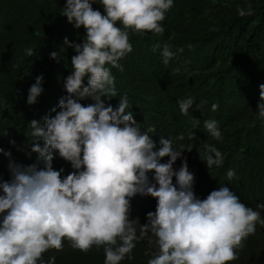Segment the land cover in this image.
Masks as SVG:
<instances>
[{
  "label": "clouds",
  "instance_id": "obj_1",
  "mask_svg": "<svg viewBox=\"0 0 264 264\" xmlns=\"http://www.w3.org/2000/svg\"><path fill=\"white\" fill-rule=\"evenodd\" d=\"M98 2L103 15L92 7L97 0H66L60 12L74 27H84L86 39L79 44L64 40L76 55L64 81L68 95L60 100V110L30 122L36 138L31 152L39 154L44 167L16 164L11 151L0 147L11 171V180L0 182V264H45L42 254L51 248L61 250L64 238L85 252L93 245H105V264H120L149 230L158 238L159 252L148 264H227L238 259L236 250L243 247V241L255 234L257 224L264 226V203L257 205L259 210L247 207L228 187L213 190L201 200L193 190L194 174L182 158L185 148L177 149L171 139L161 137L156 150L150 135L155 127L141 131V124L128 110L127 96H121L116 108L101 99L118 95L108 65L123 70L119 61L133 50L129 30L140 35L163 33L161 22L174 0ZM238 14L251 15V6L238 9ZM118 21L123 28L117 26ZM177 52L165 44L162 62L167 65ZM57 55L50 54L52 59ZM43 79L42 74L37 76L29 88V105L38 102ZM87 98L95 102L87 106L79 102ZM178 104L181 113L188 115L195 98L189 96ZM218 107L212 105L214 110ZM257 109L264 118V84ZM204 124L213 138L223 139L217 121ZM194 135L189 134L190 138ZM10 143L15 145V141ZM205 150L208 168L223 165L224 156L215 146L205 145ZM54 153L76 171L61 178L64 170L52 166ZM165 156L169 159L162 163ZM178 158L182 165L174 170ZM149 173H153L151 180ZM227 175L232 179L235 171ZM137 194L157 200L155 212H148V222L141 226L140 237L138 219H129L131 199ZM46 264H55V257Z\"/></svg>",
  "mask_w": 264,
  "mask_h": 264
},
{
  "label": "trees",
  "instance_id": "obj_2",
  "mask_svg": "<svg viewBox=\"0 0 264 264\" xmlns=\"http://www.w3.org/2000/svg\"><path fill=\"white\" fill-rule=\"evenodd\" d=\"M65 3L0 0V147L10 150L12 161L21 166L44 167L39 154L31 152L36 138L30 122L60 110V100L68 95L64 81L76 55L64 40L79 44L86 39L83 26L76 28L61 15ZM249 5L252 14L240 16L238 9L247 10ZM92 7L105 14L98 0ZM161 23L165 29L161 34L140 35L129 30L133 50L119 61L123 70L108 65L118 95L101 99L116 108L121 96H127L128 110L141 124V131L155 127L150 135L156 150L161 137L171 139L177 149L185 148L182 158L194 174L193 190L198 198L206 199L211 191L228 187L247 207L259 210L257 205L264 203V118L257 112L260 85L264 84V0H174ZM117 26L123 28L119 21ZM165 44L173 52L182 49L167 65L161 56ZM53 52L58 54L56 59L50 56ZM41 74L43 92L37 103L29 105V88ZM189 96L195 98V104L184 115L178 101ZM79 102L87 106L95 101ZM214 104L219 105L215 110ZM206 120L218 122L222 140L210 135ZM190 133L195 135L190 138ZM38 143L43 146L44 141ZM205 145H213L223 154L222 166L207 167ZM182 158L175 161L174 170H179ZM168 159L165 156L161 162ZM8 165L9 158L0 153V182L11 180ZM52 166L64 170L61 178L76 171L58 153L53 155ZM229 170L235 171L232 179ZM152 175L149 173L150 180ZM156 206V198L150 195L137 194L131 199L129 219H138V237L141 226L148 222L147 213L155 212ZM261 214L264 218V210ZM157 239L149 230L120 264H148L159 252ZM104 248L93 245L85 252L64 238L63 248L47 250L42 260L46 264L54 256L55 264H105ZM236 251L238 259L227 264H264V226L257 224L255 234Z\"/></svg>",
  "mask_w": 264,
  "mask_h": 264
}]
</instances>
